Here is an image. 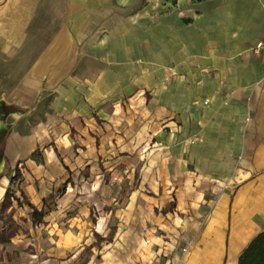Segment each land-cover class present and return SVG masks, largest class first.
Segmentation results:
<instances>
[{"label": "crops", "instance_id": "crops-1", "mask_svg": "<svg viewBox=\"0 0 264 264\" xmlns=\"http://www.w3.org/2000/svg\"><path fill=\"white\" fill-rule=\"evenodd\" d=\"M1 109L0 264H238L264 231V0H0Z\"/></svg>", "mask_w": 264, "mask_h": 264}, {"label": "trees", "instance_id": "trees-1", "mask_svg": "<svg viewBox=\"0 0 264 264\" xmlns=\"http://www.w3.org/2000/svg\"><path fill=\"white\" fill-rule=\"evenodd\" d=\"M1 147V143H0ZM2 154V148H0ZM37 154L34 155L36 157ZM21 174L17 170L15 175L10 180V188L7 190L5 199L0 210V220L4 222L3 227H0V244H7L18 232L20 227L13 220V210H10L13 204V188L21 180ZM33 209V223H42L45 217L44 210L39 211L36 207L29 204ZM238 264H264V231L260 233L247 247L239 258Z\"/></svg>", "mask_w": 264, "mask_h": 264}, {"label": "rangeland", "instance_id": "rangeland-1", "mask_svg": "<svg viewBox=\"0 0 264 264\" xmlns=\"http://www.w3.org/2000/svg\"><path fill=\"white\" fill-rule=\"evenodd\" d=\"M7 116H6V114H4V115H2L1 113H0V119H5ZM3 119L2 120H0V130L2 129V128H9V124H10V119H8V120H5V121H3ZM2 126V127H1ZM3 126H5V127H3ZM1 132V131H0ZM1 134V133H0ZM1 135H0V139H1ZM1 148V147H0ZM2 158V154L0 153V178L2 177V175L4 176L7 172H6V168L3 166L4 165V163L3 162H1V159ZM0 181H1V179H0Z\"/></svg>", "mask_w": 264, "mask_h": 264}, {"label": "flooded vegetation", "instance_id": "flooded-vegetation-1", "mask_svg": "<svg viewBox=\"0 0 264 264\" xmlns=\"http://www.w3.org/2000/svg\"><path fill=\"white\" fill-rule=\"evenodd\" d=\"M0 113L2 114L3 112H2V109L0 110Z\"/></svg>", "mask_w": 264, "mask_h": 264}, {"label": "built area", "instance_id": "built-area-1", "mask_svg": "<svg viewBox=\"0 0 264 264\" xmlns=\"http://www.w3.org/2000/svg\"><path fill=\"white\" fill-rule=\"evenodd\" d=\"M186 251V250H185Z\"/></svg>", "mask_w": 264, "mask_h": 264}]
</instances>
